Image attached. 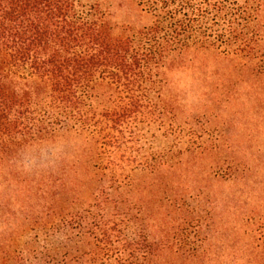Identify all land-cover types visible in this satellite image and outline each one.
Returning a JSON list of instances; mask_svg holds the SVG:
<instances>
[{
	"label": "trees",
	"instance_id": "16d2710c",
	"mask_svg": "<svg viewBox=\"0 0 264 264\" xmlns=\"http://www.w3.org/2000/svg\"><path fill=\"white\" fill-rule=\"evenodd\" d=\"M139 4L153 23L124 38L113 36L95 7L81 6L78 0H0V164L26 145L73 129L93 140L94 168L106 170L111 182L122 187L128 183L127 171L167 162L165 154H147L144 131L145 126L165 125L166 107L157 99L166 70L181 67L189 53L264 59L258 53L264 39L259 23L264 0ZM98 85L114 91L96 104L100 97L93 92ZM188 136L187 151L203 148L196 133ZM253 174L249 169L215 167L216 177L239 191V197H233V233L224 229L218 234V264H264V195L256 201L244 197ZM100 202L96 199L90 209L62 222L58 234L66 241L59 248L40 246L38 237L25 249L0 246V264H67L68 257L77 264H149L159 249L179 253L190 245L185 237L166 235L153 244L146 233H127L126 216L111 213ZM98 206L102 213L96 211ZM199 250L182 255L190 262H204L207 253Z\"/></svg>",
	"mask_w": 264,
	"mask_h": 264
},
{
	"label": "rangeland",
	"instance_id": "374dc122",
	"mask_svg": "<svg viewBox=\"0 0 264 264\" xmlns=\"http://www.w3.org/2000/svg\"><path fill=\"white\" fill-rule=\"evenodd\" d=\"M78 4L95 7L115 37H131L153 23L139 0ZM259 23L264 35V6ZM258 53L264 54V39ZM180 66L166 70L162 97L157 99L166 107L165 125L144 128L147 154H165L167 162L157 160L153 169L127 171V185L118 187L110 173L94 168L93 140L73 129L26 145L0 164V246L25 249L38 237L40 246L59 248L66 241L58 234L62 222L99 199L111 213L126 216L127 233H146L153 244L166 235L187 238L190 245L181 252L159 249L160 255L149 264H218V234L224 229L233 233V197H239V191L216 177L215 167L252 170L244 197L256 201L264 195V59L189 53ZM17 85L26 86L23 81ZM112 91L98 85L93 93L100 98L95 103L105 101L102 95ZM191 132L200 137L201 150H186ZM100 208L96 211L102 213ZM197 247L207 253L204 262L186 260L182 253ZM67 261L77 264L70 257Z\"/></svg>",
	"mask_w": 264,
	"mask_h": 264
}]
</instances>
